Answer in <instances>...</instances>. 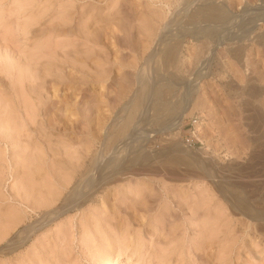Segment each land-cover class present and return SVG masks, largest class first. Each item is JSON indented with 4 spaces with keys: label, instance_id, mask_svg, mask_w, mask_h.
Wrapping results in <instances>:
<instances>
[{
    "label": "rangeland",
    "instance_id": "rangeland-1",
    "mask_svg": "<svg viewBox=\"0 0 264 264\" xmlns=\"http://www.w3.org/2000/svg\"><path fill=\"white\" fill-rule=\"evenodd\" d=\"M116 255L264 264V0H0V264Z\"/></svg>",
    "mask_w": 264,
    "mask_h": 264
},
{
    "label": "bare ground",
    "instance_id": "bare-ground-1",
    "mask_svg": "<svg viewBox=\"0 0 264 264\" xmlns=\"http://www.w3.org/2000/svg\"><path fill=\"white\" fill-rule=\"evenodd\" d=\"M213 4H211V6H210V4L208 5V6H206V7H204L203 6V9L201 10L200 8H202V7H200L199 9H198V12L200 11V12H204L205 13V15H204V17L206 18V20H207V22H209V21H212V20H218V19H221L222 18V10H221V8H219V7H217V6H215V5H213ZM202 16V15H201ZM204 20V19H203ZM206 20H204V21H206ZM214 22V21H213ZM210 23V22H209ZM206 24V23H205ZM207 25V24H206ZM172 44V43H171ZM173 45H170L168 48H167V51H166V53H169V54H171L172 53V51H173ZM207 52V51H206ZM211 54H212V52H211ZM164 56H165V53H164ZM149 57V56H148ZM209 57V56H208ZM212 57V56H211ZM209 60V59H208ZM207 60V61H208ZM202 62V61H201ZM204 66V65H203ZM202 66V67H203ZM207 71V70H206ZM142 74V73H141ZM200 75H202V74H200ZM141 83V82H140ZM142 85V84H141ZM144 85V84H143ZM147 86V85H146ZM154 88V87H153ZM156 89H157V87H155ZM159 88V87H158ZM153 90H155V89H153ZM153 90H152V92H153ZM160 90V89H159ZM149 91V90H148ZM158 93H159V91H157ZM157 93V94H158ZM153 94V93H152ZM151 94V95H152ZM155 94V93H154ZM153 94V95H154ZM157 94H155V95H157ZM159 95V94H158ZM187 106L185 105V107L181 110V112L178 114V116L175 118V119H172V122L169 124V126L167 127V130H171V129H173V128H179L180 127V124H181V119L184 117V116H186L187 114H188V111L186 112V110H187ZM157 109V108H156ZM155 109V110H156ZM154 110V111H155ZM131 112V111H130ZM130 112H128L126 115H125V119H124V121L122 122V124H121V126H120V129H122V128H124L125 126H126V124H127V122L131 119V113ZM120 118V117H119ZM117 123H118V121H117ZM136 161V160H135ZM136 170H143V167L142 166H138V167H133V166H128V167H126L125 168V171H124V173H134V171H136ZM119 173V172H118ZM139 173V172H138ZM175 173V172H174ZM107 177V176H106ZM164 184V183H163ZM162 184V185H163ZM76 187V186H75ZM82 190V189H81ZM75 191V190H74ZM80 192V191H79ZM74 194H75V192H74ZM242 206V205H241ZM246 207V206H245ZM241 208V207H240ZM243 208V207H242ZM244 209V208H243ZM243 209H242V211L241 212H245V211H243ZM246 210V209H245ZM110 257V256H109ZM118 263V255H116V257H112V258H109V259H107V261H106V263L105 264H117Z\"/></svg>",
    "mask_w": 264,
    "mask_h": 264
},
{
    "label": "built area",
    "instance_id": "built-area-1",
    "mask_svg": "<svg viewBox=\"0 0 264 264\" xmlns=\"http://www.w3.org/2000/svg\"><path fill=\"white\" fill-rule=\"evenodd\" d=\"M196 122V119L195 118H192L191 122L189 123L190 126H193V124ZM186 141L188 142V144H192L193 141L192 140H189V139H186Z\"/></svg>",
    "mask_w": 264,
    "mask_h": 264
}]
</instances>
